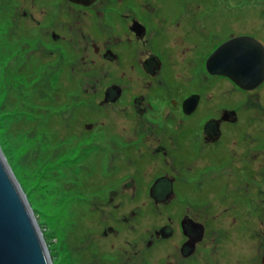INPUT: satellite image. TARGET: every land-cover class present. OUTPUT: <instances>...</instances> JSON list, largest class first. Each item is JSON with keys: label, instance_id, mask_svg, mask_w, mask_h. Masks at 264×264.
Masks as SVG:
<instances>
[{"label": "flooded vegetation", "instance_id": "af4514ba", "mask_svg": "<svg viewBox=\"0 0 264 264\" xmlns=\"http://www.w3.org/2000/svg\"><path fill=\"white\" fill-rule=\"evenodd\" d=\"M82 1L32 0L38 13L21 19L54 44L53 62H78L63 92L75 106L54 138L90 141L71 171L90 264H204L219 238L222 252L242 238L246 179L264 177V132L251 123L264 107L246 103L264 80L246 91L208 60L236 37L264 48V0L237 16L221 0ZM122 229L133 259L116 250Z\"/></svg>", "mask_w": 264, "mask_h": 264}, {"label": "rangeland", "instance_id": "374dc122", "mask_svg": "<svg viewBox=\"0 0 264 264\" xmlns=\"http://www.w3.org/2000/svg\"><path fill=\"white\" fill-rule=\"evenodd\" d=\"M31 1L0 0V132L3 133L0 148L31 209L51 264H90L95 250L82 219L88 208L84 205L86 194L74 191L77 181L71 172L81 164L73 158L79 155L82 159V149L90 141L54 138L56 127L67 126L71 106H75L63 92L68 91L70 69L78 62H53L49 51L55 49L54 44L45 41L38 30H31L21 19L22 11L29 9ZM221 1L220 8L234 16L244 14L249 3L258 4L257 0ZM34 11L38 13V7ZM259 16L249 18L248 22L253 25ZM235 28H241L237 22ZM263 96H246V103L262 108ZM251 123L264 132V117ZM81 198H85L84 204L76 209L74 204ZM219 225L222 226L221 222ZM220 226L218 231L225 229ZM243 229L242 238H235L225 252L219 249L221 238L215 252L204 249V264H262L263 176L246 179ZM231 232L236 236V229ZM128 234L122 229L116 250L133 259L134 243H124Z\"/></svg>", "mask_w": 264, "mask_h": 264}, {"label": "water", "instance_id": "95a60500", "mask_svg": "<svg viewBox=\"0 0 264 264\" xmlns=\"http://www.w3.org/2000/svg\"><path fill=\"white\" fill-rule=\"evenodd\" d=\"M208 65H213L215 74L227 77L237 87L255 89L264 79V48L251 37H236L221 45ZM0 264H51L31 209L1 148Z\"/></svg>", "mask_w": 264, "mask_h": 264}, {"label": "snow or ice", "instance_id": "6c2138e0", "mask_svg": "<svg viewBox=\"0 0 264 264\" xmlns=\"http://www.w3.org/2000/svg\"><path fill=\"white\" fill-rule=\"evenodd\" d=\"M2 136H3V133H2V132H0V140H2Z\"/></svg>", "mask_w": 264, "mask_h": 264}, {"label": "bare ground", "instance_id": "6f19581e", "mask_svg": "<svg viewBox=\"0 0 264 264\" xmlns=\"http://www.w3.org/2000/svg\"><path fill=\"white\" fill-rule=\"evenodd\" d=\"M264 80V79H263ZM257 88V87H256ZM251 90H253V89H251ZM251 90H246V91H251Z\"/></svg>", "mask_w": 264, "mask_h": 264}]
</instances>
